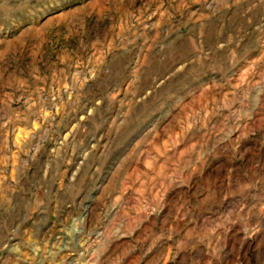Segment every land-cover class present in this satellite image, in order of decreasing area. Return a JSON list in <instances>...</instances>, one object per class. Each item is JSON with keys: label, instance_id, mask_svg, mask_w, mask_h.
Here are the masks:
<instances>
[{"label": "rangeland", "instance_id": "1", "mask_svg": "<svg viewBox=\"0 0 264 264\" xmlns=\"http://www.w3.org/2000/svg\"><path fill=\"white\" fill-rule=\"evenodd\" d=\"M0 264H264V0H0Z\"/></svg>", "mask_w": 264, "mask_h": 264}]
</instances>
